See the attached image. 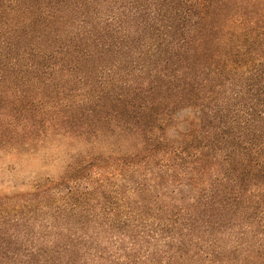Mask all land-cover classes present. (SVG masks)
<instances>
[{"label":"trees","instance_id":"trees-1","mask_svg":"<svg viewBox=\"0 0 264 264\" xmlns=\"http://www.w3.org/2000/svg\"><path fill=\"white\" fill-rule=\"evenodd\" d=\"M46 145L0 264H264V0H0V158Z\"/></svg>","mask_w":264,"mask_h":264},{"label":"rangeland","instance_id":"rangeland-1","mask_svg":"<svg viewBox=\"0 0 264 264\" xmlns=\"http://www.w3.org/2000/svg\"><path fill=\"white\" fill-rule=\"evenodd\" d=\"M55 145H57V143H55ZM57 146L59 147V145ZM59 155L60 153H57L54 145H46L43 149L34 148L29 154L23 155V157H21L20 159L0 158V197L27 195L26 193L30 191V188L27 185L28 182L33 181V179L38 176L44 177L47 175H53L59 171L61 166V163H59V161L57 160V156ZM25 205L26 204L21 200H14L0 207L1 210H5L6 212H8L7 216H5V220L0 219L1 231L11 233L13 232V230H17L19 232L23 229V226H25L24 228L27 229H25L24 232L26 231L30 236L34 233L40 235L44 233L47 223L45 222V216H42L41 213H47L48 210L43 209L40 211L41 206L40 204H38V202H33L29 209L23 208V206ZM15 209H18L19 213L16 214L14 211H11ZM11 220H15L17 225L10 227L9 224H11ZM14 223L15 222H13L12 224ZM62 226L64 227V225ZM51 233H54V231L47 228L46 235L48 236V240H51L52 238L51 236L49 237V234ZM100 236L101 238H107V235L105 233H101ZM1 239L3 238L0 237V240ZM90 240L92 244L94 241H96L92 239ZM107 242L109 243V240ZM99 243V246L95 245L99 252L102 248L106 250L109 249V244L106 243L105 239H100ZM1 245L2 243H0V246ZM3 246L5 249L10 251H12L13 248L17 247L14 243L11 245L3 244ZM110 253L111 252L107 251L106 255L103 256V258L110 255ZM5 264H15V261H13L12 258L11 262Z\"/></svg>","mask_w":264,"mask_h":264}]
</instances>
